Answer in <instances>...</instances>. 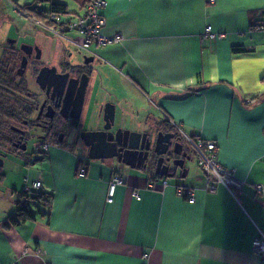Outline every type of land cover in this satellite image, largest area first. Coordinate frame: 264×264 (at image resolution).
I'll list each match as a JSON object with an SVG mask.
<instances>
[{"label": "crops", "instance_id": "1", "mask_svg": "<svg viewBox=\"0 0 264 264\" xmlns=\"http://www.w3.org/2000/svg\"><path fill=\"white\" fill-rule=\"evenodd\" d=\"M51 1L82 10L80 0ZM106 2L102 33L118 39L86 51L94 61L78 127H98L110 102L114 127L172 129L192 153L187 138L214 141L216 160L242 185L209 192L186 160L185 179L173 182L152 168L89 159L82 143L46 145L26 160L24 187L38 179L48 207L33 201V219L11 224L14 202L0 216V264H264L253 246L264 239V0ZM206 25L215 38H202ZM56 39V53L68 52ZM92 107L98 118L87 124ZM114 174L122 182L109 196ZM154 178L168 183L147 187Z\"/></svg>", "mask_w": 264, "mask_h": 264}, {"label": "flooded vegetation", "instance_id": "2", "mask_svg": "<svg viewBox=\"0 0 264 264\" xmlns=\"http://www.w3.org/2000/svg\"><path fill=\"white\" fill-rule=\"evenodd\" d=\"M78 51L84 50L78 48ZM42 56V47L38 42L26 43L18 41L16 37L0 41V182L4 177L7 157L27 160L30 155L27 152L30 137L36 139L35 151L38 152L50 144H83L79 137L82 131L78 127L80 115L74 119L70 110H61L59 96L51 94L50 91L46 93L39 82H47L54 73L68 72L69 77L89 74L94 57L91 62L84 63V57L92 54L85 52L81 58H74L72 53H64L62 50L57 54L54 48L50 59ZM51 67H54V73ZM39 73L41 78L37 81ZM98 128L96 126L93 129ZM159 130L173 133L172 141H177L180 150L189 155L184 142L174 130ZM171 147L172 144L169 149ZM169 157L170 160H177L181 155L169 152ZM168 165V171L173 176L181 171V168L171 162Z\"/></svg>", "mask_w": 264, "mask_h": 264}, {"label": "water", "instance_id": "3", "mask_svg": "<svg viewBox=\"0 0 264 264\" xmlns=\"http://www.w3.org/2000/svg\"><path fill=\"white\" fill-rule=\"evenodd\" d=\"M93 56L84 57V63L91 62ZM54 73V67H51ZM82 73L76 76H68L69 73H54L47 82H39L45 92H51L58 97L61 110H70L71 116L77 119L81 112L84 91L89 83L90 74ZM62 77V78H61ZM40 73L37 81H40ZM101 124L98 129L83 130L79 137L87 148L89 159H114L129 168L148 170L152 168L154 174L165 177H173L168 171L171 164L181 168L180 176L185 175L183 163L190 156L180 150L177 141H172L174 134L156 130L134 131L121 127H114V105L105 102L101 108ZM172 144L171 149L169 145ZM169 152L181 155L179 159L170 160Z\"/></svg>", "mask_w": 264, "mask_h": 264}, {"label": "built area", "instance_id": "4", "mask_svg": "<svg viewBox=\"0 0 264 264\" xmlns=\"http://www.w3.org/2000/svg\"><path fill=\"white\" fill-rule=\"evenodd\" d=\"M39 11L42 6L40 2L35 3ZM106 0H89L82 10L73 15L60 14L56 12H46L44 18L49 21L46 25L47 30L64 40L73 43L76 47L88 52H93L92 48L103 46L105 44L116 42L117 36H106L102 33V28L105 24L103 9L106 7ZM221 36V35H219ZM216 35L212 31L210 25H206L202 33V38H215ZM264 130V127H263ZM193 150V158L197 166L204 174L207 190L213 192L216 184L221 183L233 189H239L242 182L238 180L229 169H226L218 163L215 157L216 146L214 141L208 139H191L187 138ZM83 170H79L82 174ZM122 182L119 174H114L109 183L108 195L112 194L113 188L116 184ZM166 178L152 179L147 183V187L151 189L161 190L167 185ZM41 184L37 179L30 185L25 186L22 191L32 192L38 190ZM255 189L259 191L260 185H256ZM20 191L19 194L22 192ZM178 195H188V201L194 200L192 190L188 187H177ZM18 194V195H19ZM24 200V199H22ZM255 251L262 255L264 254V239L255 238L253 241ZM27 248L23 250L26 252ZM15 264V263H12Z\"/></svg>", "mask_w": 264, "mask_h": 264}, {"label": "rangeland", "instance_id": "5", "mask_svg": "<svg viewBox=\"0 0 264 264\" xmlns=\"http://www.w3.org/2000/svg\"><path fill=\"white\" fill-rule=\"evenodd\" d=\"M26 0H20L18 3H12L10 0H0V41H3L5 38H13L16 37L18 41L33 43L39 42L42 46L43 58H49L52 54V49L55 47L56 42L58 40L57 36L52 35L47 27L45 28L39 27L33 22H38L36 18H32L28 12L22 13L25 15H20L17 11V8L21 7L23 2ZM28 1V0H27ZM44 6V5H43ZM27 7V6H26ZM28 6L27 8H29ZM36 4L31 6V11H38ZM69 7L71 10H76L74 3H69ZM33 21V22H32ZM64 40V39H63ZM60 42V41H59ZM66 49L68 52L72 53L74 58H81L82 55L85 54L84 51H78V47H76L73 43H70L67 40H64ZM61 43V42H60ZM80 52V53H78ZM100 97V96H99ZM102 97V96H101ZM98 112H96L95 108H90L87 112V116L84 117V120L87 124H90L91 119L92 122L98 118ZM35 143L36 139L34 137L28 138L27 142V152H29V156L27 157L28 161H34L36 155L39 154L38 151H35ZM185 147L189 151V160H186V166L188 169V174L195 173L199 171V168L196 165L194 160L193 153L188 148V145L184 143ZM78 150V149H76ZM26 159L25 160H14L12 158L7 157L5 166H4V177L0 182V216H4L6 214L11 213L14 210V202L18 200V192L22 190L24 185V178H26L25 168H26ZM39 169V166H34ZM181 171H177L176 175L170 177L169 180L176 182L182 181L185 177L180 178ZM188 178V177H187ZM34 205L31 206V210H34Z\"/></svg>", "mask_w": 264, "mask_h": 264}, {"label": "trees", "instance_id": "6", "mask_svg": "<svg viewBox=\"0 0 264 264\" xmlns=\"http://www.w3.org/2000/svg\"><path fill=\"white\" fill-rule=\"evenodd\" d=\"M12 3H17V0H10ZM37 2L43 3L46 2L47 3V7L45 6H41L39 11H31L30 8H27L26 6L23 7H19L17 8L18 12L20 14L24 13V12H28V14L32 17V18H36L38 21H40V23L44 24V25H48L49 21H47L44 18V14L46 12H56V13H60V14H69V15H73V14H77V12H70L67 10V7L64 3H59V2H53L51 0H35ZM78 1V0H76ZM89 0H80L78 5L79 7L83 8L84 5L88 2ZM36 3V2H35ZM23 15V14H22ZM25 16V15H24ZM245 51V49H242ZM24 199V200H22ZM33 201H37L39 202V204L41 206H45L48 207V198L45 197V195L43 193H40L38 190H34L32 192H26V191H22L19 195H18V200L15 201V211H14V215L13 217L10 218V223L11 224H16L18 222H22L28 219H33V213L30 209V205L33 203ZM37 208V212L45 215V212H41L42 209Z\"/></svg>", "mask_w": 264, "mask_h": 264}]
</instances>
